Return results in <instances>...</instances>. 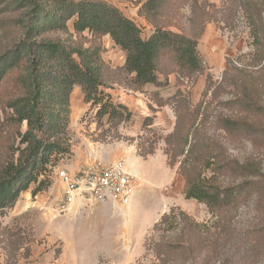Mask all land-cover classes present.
<instances>
[{
	"label": "rangeland",
	"instance_id": "rangeland-1",
	"mask_svg": "<svg viewBox=\"0 0 264 264\" xmlns=\"http://www.w3.org/2000/svg\"><path fill=\"white\" fill-rule=\"evenodd\" d=\"M100 1L133 19L143 37L154 32L153 25L138 13L145 0ZM193 1L168 0L161 24L190 32ZM198 1L212 19L206 23L198 46L205 70L189 78L166 60L159 67V78L165 81L162 86L149 84L143 91L118 83L102 87L114 102L128 104L133 112L131 119L117 128H111L106 119L103 124L98 122L97 108L85 102L82 88L76 86L70 97L68 132L62 140L66 151L56 162L51 161L39 178L49 184L34 194L37 183H32L13 208L0 212V264H264V27L260 33L246 8L237 6L238 0ZM21 13L14 0H0V54L23 35L15 26ZM261 18L264 22V12ZM69 27L73 36L58 33L55 37L90 44L85 37H91L89 32L77 35L73 20ZM103 44L104 60L112 67L122 66L126 52L110 35L103 37ZM20 90L13 77L0 87V170L14 153L18 157V148L25 147L19 132L27 130V123L15 122L13 109L8 107ZM153 115V125L145 127V118ZM226 122L242 124L244 129L228 131L223 125ZM178 127L184 135L192 127L208 138L222 154L219 161L229 164L222 184L242 190L221 234L212 226L214 217L207 205L185 197L186 180L178 173L180 162L172 165L166 152V137ZM151 141L155 152L142 156L141 147L150 148ZM127 146L147 160L144 177L135 176L136 196L131 204L80 201L71 211H58L66 191L58 169L76 172L83 166L119 161L125 166L126 160L117 154L122 155ZM109 157L114 161L102 162ZM172 207L211 227L210 233H202L209 245L193 251L181 248L170 257L158 255L159 243L186 242L183 225L172 224V219L156 227ZM215 237H219L218 243Z\"/></svg>",
	"mask_w": 264,
	"mask_h": 264
},
{
	"label": "trees",
	"instance_id": "trees-1",
	"mask_svg": "<svg viewBox=\"0 0 264 264\" xmlns=\"http://www.w3.org/2000/svg\"><path fill=\"white\" fill-rule=\"evenodd\" d=\"M14 1L17 9L22 10L15 26L21 29L23 35L10 49L0 54V87L10 77L17 82L20 93L9 100L8 107L13 109L12 119L19 125L26 122L27 130L19 132L25 147L18 148V157L15 158L14 153L0 170V212L13 208L21 192L28 190L32 183H37L34 194L49 184L39 178L46 171V166L51 161L56 162L58 156L66 151L62 140L68 132L70 97L76 86L82 88L85 102L97 108L98 122L103 124L106 119L111 128H117L123 121L131 119L133 112L126 104L114 102L103 88H111L116 83L126 84L136 91H143L149 84L162 86L165 81L159 78V67L166 60L175 63L180 75L189 78L203 72L205 61L198 48L199 40L206 23L212 20L209 12L202 9L198 0H194L191 31H174L160 22L168 0H145L138 13L155 29L145 38L141 27L133 19L104 1ZM238 1L237 6L246 8L261 33L264 0ZM71 20L77 35L83 37L86 31L91 34L90 38L85 36L90 43L88 46L85 42L70 41L73 38L66 42L55 37L58 33L73 36L69 27ZM106 35H110L126 52L122 66L112 67L104 60L103 37ZM161 103H158L159 107L164 105ZM149 106L156 111L153 104ZM154 119L155 115L147 116L143 125H153ZM223 125L228 131L244 129L242 124L234 122ZM190 135L196 138L195 141H189ZM166 142L171 164L180 162L178 173L186 180L185 197L205 203L214 217L212 226L219 230V234L223 233L228 212L242 193L239 186L229 188L222 184L228 161H219L221 152L192 127L187 135L182 134L179 127L176 128L166 137ZM149 144L148 149L141 147L144 157L155 152L153 141ZM170 219L172 224L183 225L186 242L159 243V256L170 257L181 248L193 251L200 245H209L202 233H210L211 227L198 222L178 207L164 213L156 227ZM198 239L200 241L196 244ZM215 239L218 243L219 237ZM27 251L30 252L29 248Z\"/></svg>",
	"mask_w": 264,
	"mask_h": 264
},
{
	"label": "built area",
	"instance_id": "built-area-1",
	"mask_svg": "<svg viewBox=\"0 0 264 264\" xmlns=\"http://www.w3.org/2000/svg\"><path fill=\"white\" fill-rule=\"evenodd\" d=\"M57 175L66 186L58 211H71L80 201L129 205L136 196L135 176L125 168L122 161L83 166L76 172L60 168Z\"/></svg>",
	"mask_w": 264,
	"mask_h": 264
},
{
	"label": "crops",
	"instance_id": "crops-1",
	"mask_svg": "<svg viewBox=\"0 0 264 264\" xmlns=\"http://www.w3.org/2000/svg\"><path fill=\"white\" fill-rule=\"evenodd\" d=\"M124 97H119L121 101L126 102V100L123 99ZM127 103V102H126ZM128 105V104H127ZM118 157L123 156V158L126 160L125 161V166L126 168L136 177H144V166L147 160L143 159L142 157L138 156L136 154V149L134 147H125L123 154L119 155L117 154ZM113 158H106L103 159V163H111ZM108 205H113V204H108ZM103 206V205H101ZM166 209L163 211L165 212Z\"/></svg>",
	"mask_w": 264,
	"mask_h": 264
}]
</instances>
